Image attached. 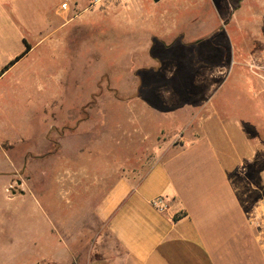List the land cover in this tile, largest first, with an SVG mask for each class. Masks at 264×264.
<instances>
[{
    "label": "rangeland",
    "instance_id": "374dc122",
    "mask_svg": "<svg viewBox=\"0 0 264 264\" xmlns=\"http://www.w3.org/2000/svg\"><path fill=\"white\" fill-rule=\"evenodd\" d=\"M56 20L0 83V264H59L18 256L24 233L36 234L32 250L58 234L70 249L61 264L106 252L98 204L179 149L204 94L227 119L257 120L240 104L247 74L264 75V0H83ZM259 129L240 165L250 207L264 199Z\"/></svg>",
    "mask_w": 264,
    "mask_h": 264
},
{
    "label": "crops",
    "instance_id": "0c3cea01",
    "mask_svg": "<svg viewBox=\"0 0 264 264\" xmlns=\"http://www.w3.org/2000/svg\"><path fill=\"white\" fill-rule=\"evenodd\" d=\"M80 1L0 0V72L25 54L0 76V83L35 51L43 29L70 16ZM254 74H247L244 86L251 97L240 105L247 118L256 111L257 120L251 116L257 124L225 118L226 103L207 100L204 94L186 125L194 131L184 133L179 149L157 162L138 184L119 180L98 204L96 219L112 245L84 264H264L263 231L250 219L254 191L240 166L249 162L250 136L259 137V128L264 129V75ZM235 142L246 148V155L235 149ZM157 198L164 199L165 211L152 205ZM20 213L21 223L25 213ZM57 235L51 234V250L42 248V237L40 248L32 250L36 234H21L17 255L44 256L61 264L70 249Z\"/></svg>",
    "mask_w": 264,
    "mask_h": 264
},
{
    "label": "built area",
    "instance_id": "2783aa9c",
    "mask_svg": "<svg viewBox=\"0 0 264 264\" xmlns=\"http://www.w3.org/2000/svg\"><path fill=\"white\" fill-rule=\"evenodd\" d=\"M100 1L101 0H92V5H98ZM63 8L67 9L68 5L64 4ZM152 205L161 212L167 209V206L165 205L163 198H157L152 202ZM250 219L252 220L253 223L257 224L261 228V230L263 231L262 233L264 234V199L258 201L255 204V206L251 211Z\"/></svg>",
    "mask_w": 264,
    "mask_h": 264
},
{
    "label": "trees",
    "instance_id": "16d2710c",
    "mask_svg": "<svg viewBox=\"0 0 264 264\" xmlns=\"http://www.w3.org/2000/svg\"><path fill=\"white\" fill-rule=\"evenodd\" d=\"M29 49V48H28ZM28 51V50H27ZM25 54L17 57L14 61H12L8 66H6L1 72H0V76L6 72L11 66H13L15 63H17Z\"/></svg>",
    "mask_w": 264,
    "mask_h": 264
}]
</instances>
